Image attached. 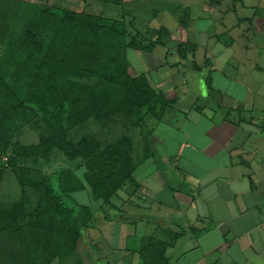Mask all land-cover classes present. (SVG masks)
Instances as JSON below:
<instances>
[{"label": "crops", "instance_id": "crops-1", "mask_svg": "<svg viewBox=\"0 0 264 264\" xmlns=\"http://www.w3.org/2000/svg\"><path fill=\"white\" fill-rule=\"evenodd\" d=\"M246 20L236 29L248 44L237 48L242 36L233 40L235 59L218 60L214 53L208 69L194 68L204 76L195 77L199 86L185 114L192 119L177 154L195 170L171 177L166 170L158 190L149 176L133 174L135 182L119 191L139 192L149 208L134 196L95 208L85 231L87 264H264V9L252 8ZM152 69L156 83L142 73L176 103L169 89L159 90L171 79L161 76L164 63ZM164 136L154 134L155 149L164 146Z\"/></svg>", "mask_w": 264, "mask_h": 264}, {"label": "trees", "instance_id": "trees-1", "mask_svg": "<svg viewBox=\"0 0 264 264\" xmlns=\"http://www.w3.org/2000/svg\"><path fill=\"white\" fill-rule=\"evenodd\" d=\"M127 31L123 19L75 11L61 13L49 7L25 24L20 41L27 54L18 64L17 72L32 76V92L27 99H20L0 75L2 149L6 151L13 146L15 157L22 154L39 157L54 149L70 157L82 156L86 182L74 171L61 170L53 172L47 184L31 183L39 191V204L43 207L38 222L31 227L40 233L39 239L34 237L36 241H28L23 235L30 224L24 201L10 211L0 206V264H87L84 241L92 212L88 206L75 202L72 192L85 188L86 184L95 198L111 205V198L120 189L135 182L133 143L129 137H122L121 143L101 152L76 150L64 126L66 116H74L80 108L89 106L95 110L124 107L126 115L133 116L137 124L143 123L144 112L164 119L174 100L152 87L145 73L136 76L129 73L127 50L152 52L158 45H168V29L137 32L128 42ZM147 35L155 37L147 39ZM47 37L49 42L44 46ZM176 46L183 60L194 56L197 50L190 40ZM193 63L195 69H201ZM205 63L209 64V59ZM74 72L95 76L98 83L92 88L77 86L69 79ZM98 111L105 118L110 115L103 109ZM25 125L48 136L43 137L40 145L14 141L15 131Z\"/></svg>", "mask_w": 264, "mask_h": 264}, {"label": "rangeland", "instance_id": "rangeland-1", "mask_svg": "<svg viewBox=\"0 0 264 264\" xmlns=\"http://www.w3.org/2000/svg\"><path fill=\"white\" fill-rule=\"evenodd\" d=\"M45 7L61 13L75 11L101 15L108 19H123L128 29L127 42L137 32L145 34L148 30H161L163 27L168 29L170 35L167 40L168 45H158L152 52L131 48L127 50L129 68L132 74L135 73L134 76L145 72L156 83L159 75L152 66L160 61L166 66L165 70H161V76L171 79L167 80L159 90L169 89L168 97L176 95L178 99L166 111L164 119H156L151 116L152 113L144 112L143 123L137 124L133 116L126 115L124 107L120 109L115 106L110 109L98 107L95 110L89 106L88 109L80 108L74 116H66L64 126L68 139L72 141L76 150L101 152L111 145L121 143V140H124L122 137H129L133 143L131 155L134 163L138 165L135 176L143 178L149 176L150 181H155L151 186L156 190L159 188L156 183L160 185L158 180L164 172L168 171V176L171 177L174 172L179 174L181 170L188 171L190 168L195 170L185 159V154L182 158L177 154L182 153L184 149L181 144L185 137L184 124L188 119H192L185 114L189 113L193 93L199 86L195 77L199 74L204 76L199 70L194 69L193 62L195 61L205 70L206 58L216 61L214 53L218 60L226 57L235 59L234 44L231 43L234 39H238V35L240 36L239 28H236L238 25L247 26L249 23L245 19L251 14V9L255 7L264 9V0H118L117 2L114 0H0V75L7 80L10 88L20 99H27L32 92V76L28 72H20V74L17 72L18 64L27 54L23 51L20 35L25 24ZM242 19L244 22L241 23ZM48 37L43 40L44 46L49 42ZM154 37L146 36L147 39ZM186 40L195 43L198 49L194 56L189 55L183 61L177 54L176 45ZM144 42L149 44V41ZM236 42H240L237 46L239 48L248 44V39L242 36ZM245 52L250 56V51L246 49ZM69 79L81 87L92 88L98 83L97 77L80 72H74ZM203 83L205 85L204 79ZM201 101L199 99L197 104L200 105ZM98 109H103L110 115L105 118L104 113L101 115ZM155 133L166 135L164 146L158 147L159 151L152 142ZM14 134V141H20L28 146L40 145L43 137L48 136L47 133L36 130L31 125L17 129ZM3 144L4 141L0 138V206L3 210L10 211L22 206L21 203L24 201L30 224L23 235L28 241H36L34 237L39 239L40 233L36 227V229L31 227L38 222L43 207L39 204V191L31 183L47 184L51 180V174L61 170L74 171L82 181L83 179L85 181V159L82 156L70 157L58 149L46 151L39 157L24 154L15 157L13 146L4 151ZM148 154L151 157L148 158ZM133 187L132 185L130 189ZM163 187L161 186V189ZM71 195L75 202L89 208L91 206L93 213L96 211L95 208L104 204L94 197L91 187L86 184L85 188H80ZM133 196L135 203L139 200L140 204L149 208L148 204L151 202L139 192L129 195L126 191H118L111 198V202L124 204L125 200ZM110 210L105 208L104 213L109 214ZM89 264L94 263L89 262Z\"/></svg>", "mask_w": 264, "mask_h": 264}]
</instances>
